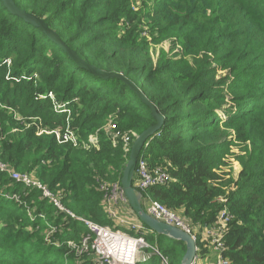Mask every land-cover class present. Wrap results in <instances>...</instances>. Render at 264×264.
<instances>
[{
  "label": "trees",
  "instance_id": "obj_1",
  "mask_svg": "<svg viewBox=\"0 0 264 264\" xmlns=\"http://www.w3.org/2000/svg\"><path fill=\"white\" fill-rule=\"evenodd\" d=\"M14 1L85 61L131 79L164 117L140 157L167 169L172 180L150 187L149 196L200 231L227 205L233 218L223 257L229 264H264V0ZM164 41L169 51L160 46ZM55 102L66 106L56 109ZM68 122L78 145L38 134ZM155 123L122 80L79 67L42 28L0 0V162L8 168H0V264H94L69 244L80 241L83 224L10 171L35 175L78 216L111 226L98 184L121 183L135 138ZM95 132L96 145L88 139ZM233 146L243 152L236 156L241 168L225 179L217 170ZM198 236L202 257L209 247ZM146 241L144 264L186 251L184 242L156 232Z\"/></svg>",
  "mask_w": 264,
  "mask_h": 264
},
{
  "label": "built area",
  "instance_id": "obj_2",
  "mask_svg": "<svg viewBox=\"0 0 264 264\" xmlns=\"http://www.w3.org/2000/svg\"><path fill=\"white\" fill-rule=\"evenodd\" d=\"M48 96L54 98L53 92H49ZM65 106L66 104L56 102L54 104L56 109ZM113 126L115 127V125ZM43 132L56 134L61 142L72 141L75 145L81 142L79 134L71 128L69 122L64 129L56 128L51 131L40 129L38 134ZM114 136L121 137L125 144L130 142L128 135L122 136L117 132ZM89 142L96 145L98 139H89ZM0 168L1 170H8L2 162H0ZM10 175L14 181L22 183L24 186L40 189L43 196L49 199L60 212H64L71 218L82 222L86 232L78 243L70 241L69 244L76 247L77 253L88 255L94 264H139L149 259V255L145 253V250L142 253L141 250L145 246L149 247L146 235L150 230L139 218L131 219L123 212V209H125V206H129V203L120 182L102 180L98 184V189L102 193L104 211L113 222V225L109 226L78 216L63 203L61 193L53 192L47 184L35 175L19 171H10ZM134 179V185L143 194V206L150 215L160 221L181 228L193 236L195 241L199 238L198 235H201L200 238L202 241H207L209 249L217 251L218 264H229V261L222 254L225 249L224 236L233 218L227 205L218 212L214 223L205 226L200 231L178 211L168 208L149 196L147 191L150 187L165 185L172 180V176L167 169L160 166L151 168L147 159L139 157ZM5 196L17 201L20 200L19 194H6ZM218 200L222 203L226 201L223 197ZM41 216L44 217L42 214ZM55 230L56 228L53 227L47 235L52 234ZM162 262L163 264H170L168 258L164 256H162Z\"/></svg>",
  "mask_w": 264,
  "mask_h": 264
},
{
  "label": "water",
  "instance_id": "obj_3",
  "mask_svg": "<svg viewBox=\"0 0 264 264\" xmlns=\"http://www.w3.org/2000/svg\"><path fill=\"white\" fill-rule=\"evenodd\" d=\"M4 5L13 14L23 18L30 24L42 28L44 33L56 44L59 45L69 57L81 68L90 71L93 75H97L104 79L117 78L122 80L131 90L135 92L138 98L145 103L151 109V115L156 119V123L149 126L143 132H141L134 140L129 154V159L123 171L121 179V185L125 196L130 204L132 210L136 216L144 223L151 232L164 235L170 239L182 241L186 244V251L182 258L181 264H196V258L199 251L197 244L193 236L185 232L179 227L160 221L150 215L143 206L142 192L134 185V178L137 168L138 159L143 146L147 140L152 137L158 130L164 125V117L159 113L157 107L150 101V99L144 94V92L129 78H127L121 72L107 71L90 64L81 58L75 50H73L68 44H66L56 32V30L50 28L46 21L36 15L35 13L28 12L25 9L19 7L14 0H2Z\"/></svg>",
  "mask_w": 264,
  "mask_h": 264
},
{
  "label": "rangeland",
  "instance_id": "obj_4",
  "mask_svg": "<svg viewBox=\"0 0 264 264\" xmlns=\"http://www.w3.org/2000/svg\"><path fill=\"white\" fill-rule=\"evenodd\" d=\"M141 2H142V0H136V5H139ZM146 34H148V32H146ZM148 36H149V34H148ZM160 46H163L167 51L170 50V44H169L168 41H164ZM160 46H158V48ZM9 62H11L10 59H9ZM7 78L8 79H12L13 77L8 75ZM13 80H17V78L14 77ZM219 113L222 114V116L224 117V114H223L222 110H219ZM113 125H114L113 121L110 120L109 122H107L105 124L104 130L106 132L110 133L112 129L114 130V126ZM96 133L97 132L90 134L88 139L97 140L99 137H98V135ZM130 141H131V138H130ZM241 153H243V152L241 151V147H239V146H233L231 151L229 152V154L227 153V158H226L227 164L222 166L221 170H217L219 174L224 175L225 179L229 178V174L232 175V176H237L238 175V173L240 171V168H241V165H240L239 161L237 160L236 156L241 154ZM80 223H82V222H80ZM147 247L148 246H145L141 250V253L144 252V250H146ZM87 258L88 257H86V259ZM88 259L90 261H92L90 258H88ZM168 260L170 261V264H178L179 261H180V264H181L182 256L180 257L179 255H176V253L172 252V253L169 254ZM144 263L145 262H142V263H139V264H144Z\"/></svg>",
  "mask_w": 264,
  "mask_h": 264
},
{
  "label": "crops",
  "instance_id": "obj_5",
  "mask_svg": "<svg viewBox=\"0 0 264 264\" xmlns=\"http://www.w3.org/2000/svg\"><path fill=\"white\" fill-rule=\"evenodd\" d=\"M124 208V207H122ZM126 213V215L131 219H136V214L132 210L130 204L129 206H125V209H123ZM138 218V217H137ZM196 264H218V253L214 249H209L208 252L201 257V255L198 254V257L196 258Z\"/></svg>",
  "mask_w": 264,
  "mask_h": 264
}]
</instances>
